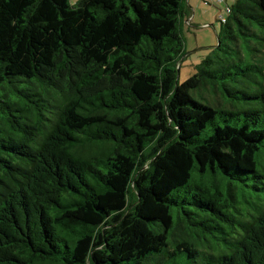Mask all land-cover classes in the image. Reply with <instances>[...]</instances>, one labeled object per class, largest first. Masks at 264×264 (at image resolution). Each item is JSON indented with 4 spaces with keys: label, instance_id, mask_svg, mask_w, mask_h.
Segmentation results:
<instances>
[{
    "label": "trees",
    "instance_id": "1",
    "mask_svg": "<svg viewBox=\"0 0 264 264\" xmlns=\"http://www.w3.org/2000/svg\"><path fill=\"white\" fill-rule=\"evenodd\" d=\"M188 16L0 0V264H264V0Z\"/></svg>",
    "mask_w": 264,
    "mask_h": 264
},
{
    "label": "rangeland",
    "instance_id": "2",
    "mask_svg": "<svg viewBox=\"0 0 264 264\" xmlns=\"http://www.w3.org/2000/svg\"><path fill=\"white\" fill-rule=\"evenodd\" d=\"M75 3L78 0H71ZM238 0H186L191 14H195L192 24H185L183 37L185 54L180 62L179 81L184 82L195 70L194 67L202 58L209 55L217 44V33L220 30L219 19L225 17L227 7ZM218 19V20H217ZM217 98L220 100L219 95Z\"/></svg>",
    "mask_w": 264,
    "mask_h": 264
},
{
    "label": "crops",
    "instance_id": "3",
    "mask_svg": "<svg viewBox=\"0 0 264 264\" xmlns=\"http://www.w3.org/2000/svg\"><path fill=\"white\" fill-rule=\"evenodd\" d=\"M188 1V0H187ZM236 2V1H235ZM234 2V3H235ZM233 3V4H234ZM230 5H232V4H230ZM185 6H186V8L189 10V16L187 17V21H186V24H189V25H191L192 24V19L194 18V16H195V14H191L190 13V9H189V7H188V5H186V0H185Z\"/></svg>",
    "mask_w": 264,
    "mask_h": 264
},
{
    "label": "built area",
    "instance_id": "4",
    "mask_svg": "<svg viewBox=\"0 0 264 264\" xmlns=\"http://www.w3.org/2000/svg\"><path fill=\"white\" fill-rule=\"evenodd\" d=\"M205 2H213V0H204ZM230 6V5H229ZM229 6L227 7V11H226V15H227V13L229 12ZM225 15V16H226ZM220 20H224V17L223 18H221Z\"/></svg>",
    "mask_w": 264,
    "mask_h": 264
}]
</instances>
